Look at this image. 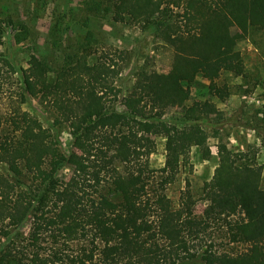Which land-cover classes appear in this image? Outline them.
<instances>
[{
    "label": "trees",
    "instance_id": "16d2710c",
    "mask_svg": "<svg viewBox=\"0 0 264 264\" xmlns=\"http://www.w3.org/2000/svg\"><path fill=\"white\" fill-rule=\"evenodd\" d=\"M82 5L88 20L79 42L65 43L60 20L51 53H33L28 67L0 53V98L6 81L18 83L16 98L0 108V264H264V164L255 147L219 144L201 211L188 186L177 209L167 193L193 148L210 155L203 125L217 108L193 93L229 98L218 81L245 77L239 44L264 35V0ZM7 10L0 8V44L14 47L30 32ZM101 23L150 33L174 70L160 73L145 61L125 76L128 50L105 43ZM260 41L253 38L264 55ZM32 100L41 110H23ZM179 106L181 116L169 119ZM42 112L53 129L68 131L70 150L62 151ZM154 138L165 142L159 169L151 165Z\"/></svg>",
    "mask_w": 264,
    "mask_h": 264
},
{
    "label": "rangeland",
    "instance_id": "374dc122",
    "mask_svg": "<svg viewBox=\"0 0 264 264\" xmlns=\"http://www.w3.org/2000/svg\"><path fill=\"white\" fill-rule=\"evenodd\" d=\"M84 0H0V8L7 7L3 12L12 15L15 19L25 23L29 29V39L18 43L14 47L0 44V53L9 54L17 65L28 67L33 53L49 55L51 53V28L64 21L63 38L65 43L79 42L86 32L88 14L82 5ZM6 15H0L4 19ZM68 24V26H67ZM101 37L108 45L128 50L129 59L126 63L125 76L133 77L135 71L145 63L160 73L170 74L172 57L169 51L155 47L150 33L142 32L137 27L116 24L114 26L101 23ZM233 35L239 34L235 27L231 30ZM253 38L261 42L263 34H252L251 39L243 40L239 44L245 65V77L225 74L218 81L220 86L229 87L230 96L226 101H220L215 93L209 95L207 89L196 90L192 100L202 99L215 104L220 112L210 115L203 127L209 135L207 142L210 155H204L197 148H193L188 164L181 168L177 181L169 187L168 195L174 208L179 207L180 197L184 189L188 188L197 201V210L204 208L202 197L203 186L210 181L219 162V144H226L230 150H246L253 146L257 150L256 160L259 165L264 164V55L253 42ZM31 46L33 50L27 49ZM8 96L16 98L18 91L16 79L5 82ZM7 95L0 98V108L4 112L10 103ZM23 110L39 108L36 101L22 105ZM41 110V108H39ZM181 107H175L167 112L169 119L181 116ZM43 125L51 129L52 135L57 138L63 152L70 150L71 136L66 130L56 131L51 127V116L39 115ZM218 130V135H215ZM217 136V137H216ZM156 145V152L151 158L153 168L159 169L165 163V142L162 138L152 139ZM27 231V229H26Z\"/></svg>",
    "mask_w": 264,
    "mask_h": 264
}]
</instances>
